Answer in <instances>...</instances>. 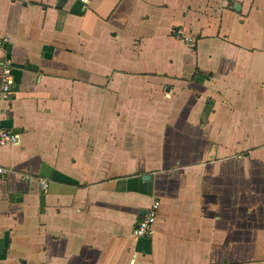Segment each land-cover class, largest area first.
<instances>
[{
	"label": "crops",
	"instance_id": "crops-1",
	"mask_svg": "<svg viewBox=\"0 0 264 264\" xmlns=\"http://www.w3.org/2000/svg\"><path fill=\"white\" fill-rule=\"evenodd\" d=\"M0 40V264H264V0H0Z\"/></svg>",
	"mask_w": 264,
	"mask_h": 264
},
{
	"label": "built area",
	"instance_id": "built-area-1",
	"mask_svg": "<svg viewBox=\"0 0 264 264\" xmlns=\"http://www.w3.org/2000/svg\"><path fill=\"white\" fill-rule=\"evenodd\" d=\"M85 2V0H79ZM226 1V0H223ZM171 35L185 44L192 45L194 37L190 34H184L181 29L175 28L171 30ZM2 42L0 40V46ZM11 64L10 61L2 57L0 59V114H2V103L7 102L10 97L11 91ZM17 143V136L12 133L10 130L2 127L0 125V146L4 145H13ZM12 172L11 169L0 167V174L6 175ZM27 175L25 173H20L19 178L21 180L25 179ZM37 183L40 188L43 190L47 188L48 182L43 178H38ZM158 202L151 201L149 206L146 209V212L141 215V217L134 223L132 227V235L136 238L148 237L153 228V223L155 220L156 210Z\"/></svg>",
	"mask_w": 264,
	"mask_h": 264
}]
</instances>
